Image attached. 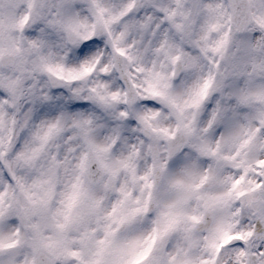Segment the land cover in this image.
<instances>
[{"label": "clouds", "instance_id": "9594fccd", "mask_svg": "<svg viewBox=\"0 0 264 264\" xmlns=\"http://www.w3.org/2000/svg\"><path fill=\"white\" fill-rule=\"evenodd\" d=\"M0 264H264V0H0Z\"/></svg>", "mask_w": 264, "mask_h": 264}]
</instances>
